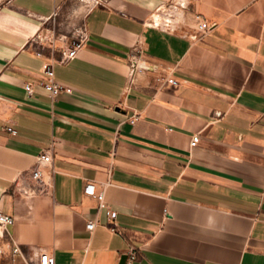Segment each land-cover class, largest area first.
<instances>
[{"label": "crops", "instance_id": "0c3cea01", "mask_svg": "<svg viewBox=\"0 0 264 264\" xmlns=\"http://www.w3.org/2000/svg\"><path fill=\"white\" fill-rule=\"evenodd\" d=\"M70 1L0 0V213L16 219L0 264H119L130 248L132 264H264V0H186L172 30L146 24L178 0H104L57 28ZM200 20L215 28L194 38ZM81 25L87 45L55 65L72 92L52 100L36 52L60 54L40 38ZM135 60L152 70L132 80ZM45 151L41 193L20 174Z\"/></svg>", "mask_w": 264, "mask_h": 264}, {"label": "built area", "instance_id": "2783aa9c", "mask_svg": "<svg viewBox=\"0 0 264 264\" xmlns=\"http://www.w3.org/2000/svg\"><path fill=\"white\" fill-rule=\"evenodd\" d=\"M184 4H175L173 7L174 9L170 10L169 14H165L166 10H158L155 14H153L147 21V26L149 27H155V28H165L166 30H172L175 28L176 24L178 23L177 16L175 15L176 10H184L187 7V1L183 0ZM104 0H95V3L90 7L89 10L93 9L94 7L98 5H102ZM171 7V8H173ZM164 13L167 18L164 17V24H158L155 21V15L156 14H162ZM215 26L208 24L206 21L200 20L198 24V33L194 38H200L203 37L209 33H211L214 30ZM89 31L86 25L78 26L74 29H72L69 32H56L52 31L46 39L40 38L41 41L45 42L49 49H51V52L53 54L55 52L60 54V57L57 58L55 55H51L49 57H46L45 46L42 47V49L38 50L36 53L39 56L45 57L46 62L43 66V74L46 76V80L42 81L40 83V86L44 88L47 95L52 99L56 100L60 94L63 92L71 93L72 90L64 85H62L60 82L56 79L55 74V65L56 64H68L71 61L75 60L80 51L87 45L89 41ZM142 43L138 42L136 45V49L140 51L139 55L141 59L143 47ZM142 70H152L150 67L144 66V64H140L137 60H135L132 63V69L130 72V77L133 80L134 75L138 71ZM172 75V74H171ZM168 82L172 84H177V81L174 78L169 77ZM26 91L29 95L34 94V87L32 84H26L25 86ZM138 120L137 117H134L131 122L133 124L136 123ZM8 130L12 134H16L17 132L12 129L8 128ZM200 141V134H196L192 141L191 146L196 147L197 144ZM53 164V156L51 151H45L41 153L37 159L35 164L25 172H22L20 174L21 180H29L39 186L40 191L39 192H47L49 188H52V171L50 172L49 169L52 168ZM105 186L98 187L95 183H88L85 187V194L87 196H90L92 198H95L99 202V211L108 208L106 198H105ZM109 215L111 219H116L117 212L109 210ZM16 219L14 216H10L4 213H0V229L2 230V233L9 231L10 226H12L15 223ZM98 225V220L90 221L87 224V229L91 232L95 230V228ZM113 230H116L115 227L112 228ZM14 251L20 252V249L18 246L15 247ZM135 248H130L128 252L122 256L121 261L119 264H132L134 258H135ZM123 258H125L124 263H122ZM40 264H55L54 258L49 253H43L39 256Z\"/></svg>", "mask_w": 264, "mask_h": 264}, {"label": "rangeland", "instance_id": "374dc122", "mask_svg": "<svg viewBox=\"0 0 264 264\" xmlns=\"http://www.w3.org/2000/svg\"><path fill=\"white\" fill-rule=\"evenodd\" d=\"M180 2V0H178ZM183 1V0H182ZM95 3V0H71L70 4L68 5V8L64 15L61 16L60 20L58 21L57 28H59V24H62V28H67L71 24H78L83 21V18L85 17L87 11L90 9V7ZM172 5H175L173 1L170 2V4L165 8L166 10L165 14H169L170 10L174 9L171 8ZM167 18V17H165ZM179 18V17H177Z\"/></svg>", "mask_w": 264, "mask_h": 264}, {"label": "bare ground", "instance_id": "6f19581e", "mask_svg": "<svg viewBox=\"0 0 264 264\" xmlns=\"http://www.w3.org/2000/svg\"><path fill=\"white\" fill-rule=\"evenodd\" d=\"M180 4H184V1H182V0H180V2H179ZM175 15L177 16V17H181L182 16V10H176L175 12ZM155 21L158 23V24H164V16L162 15V14H156L155 15Z\"/></svg>", "mask_w": 264, "mask_h": 264}, {"label": "water", "instance_id": "95a60500", "mask_svg": "<svg viewBox=\"0 0 264 264\" xmlns=\"http://www.w3.org/2000/svg\"><path fill=\"white\" fill-rule=\"evenodd\" d=\"M125 258H123L122 263H124Z\"/></svg>", "mask_w": 264, "mask_h": 264}]
</instances>
